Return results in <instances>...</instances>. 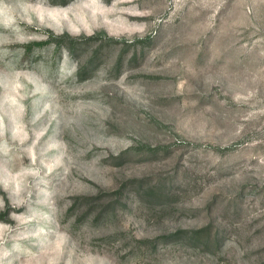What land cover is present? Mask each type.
I'll list each match as a JSON object with an SVG mask.
<instances>
[{
    "label": "rangeland",
    "instance_id": "1",
    "mask_svg": "<svg viewBox=\"0 0 264 264\" xmlns=\"http://www.w3.org/2000/svg\"><path fill=\"white\" fill-rule=\"evenodd\" d=\"M0 264H264V0H0Z\"/></svg>",
    "mask_w": 264,
    "mask_h": 264
}]
</instances>
